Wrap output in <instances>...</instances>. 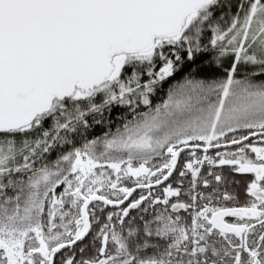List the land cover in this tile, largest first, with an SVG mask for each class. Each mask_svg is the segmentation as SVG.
I'll return each mask as SVG.
<instances>
[{
    "label": "snow or ice",
    "instance_id": "snow-or-ice-1",
    "mask_svg": "<svg viewBox=\"0 0 264 264\" xmlns=\"http://www.w3.org/2000/svg\"><path fill=\"white\" fill-rule=\"evenodd\" d=\"M0 264H264V0H0Z\"/></svg>",
    "mask_w": 264,
    "mask_h": 264
}]
</instances>
